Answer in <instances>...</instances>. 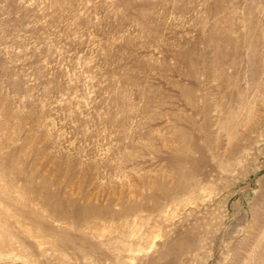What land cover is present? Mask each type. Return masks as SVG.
Masks as SVG:
<instances>
[{
    "label": "rangeland",
    "instance_id": "1",
    "mask_svg": "<svg viewBox=\"0 0 264 264\" xmlns=\"http://www.w3.org/2000/svg\"><path fill=\"white\" fill-rule=\"evenodd\" d=\"M0 264H264V0H0Z\"/></svg>",
    "mask_w": 264,
    "mask_h": 264
},
{
    "label": "bare ground",
    "instance_id": "2",
    "mask_svg": "<svg viewBox=\"0 0 264 264\" xmlns=\"http://www.w3.org/2000/svg\"><path fill=\"white\" fill-rule=\"evenodd\" d=\"M41 190H43V188H41ZM49 195V194H48ZM53 197L54 198H58L59 197V195H57V194H53ZM65 199H64V201L68 204V196L67 197H64ZM88 200V199H87ZM60 201V200H59ZM107 201H108V203L109 204H111V202H112V200L111 199H107ZM60 203L61 204H63L64 202H62V200L60 201ZM74 203V202H73ZM95 210V207H93V206H90V204L89 203H87V206H86V208H84V209H82L81 211H80V213L81 214H85V213H87L88 211H94ZM51 212H58V207H53V208H51V210H50Z\"/></svg>",
    "mask_w": 264,
    "mask_h": 264
}]
</instances>
